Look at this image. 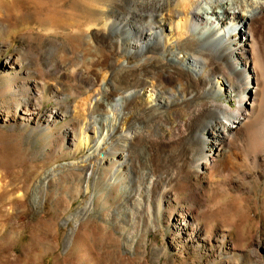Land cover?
Here are the masks:
<instances>
[{"label":"rangeland","instance_id":"1","mask_svg":"<svg viewBox=\"0 0 264 264\" xmlns=\"http://www.w3.org/2000/svg\"><path fill=\"white\" fill-rule=\"evenodd\" d=\"M93 1L0 0V264H264V156L253 162L249 147L264 119V29L261 105L232 137L231 164L196 174L190 141L147 153L130 173L107 149L103 87L113 63L140 56L92 29L106 35L111 20L137 17L121 9L88 23L77 4ZM79 31L88 38L74 42ZM191 90L174 86L180 105L162 117L133 102L121 126H144L142 140L168 137L189 113L181 95Z\"/></svg>","mask_w":264,"mask_h":264},{"label":"bare ground","instance_id":"2","mask_svg":"<svg viewBox=\"0 0 264 264\" xmlns=\"http://www.w3.org/2000/svg\"><path fill=\"white\" fill-rule=\"evenodd\" d=\"M93 2L95 7L77 4L88 23L95 19L103 21L107 13L121 9L137 17L111 20L106 35H99L102 32L98 28L92 29L95 37H117L115 42L123 43V52L140 56L136 65L127 61L113 63L109 81L103 87L102 106L106 107L103 118L109 123L108 138L111 139L106 146L109 153L115 154L113 162L117 169L127 166L126 170L129 167L130 173H134L135 164L150 159L147 153L154 154L160 147L190 141L194 143L195 154L188 164L196 174L201 176L221 164H231L238 150L232 137L253 120L261 105L262 81L257 58L264 54H258L263 46L260 32L264 29V0ZM44 22L59 24L60 19L48 15ZM86 33L74 34V42L80 41L83 34L87 39ZM154 51L160 53V59H150L149 53ZM182 82L192 89L187 97L181 95V103H189L190 109L185 119L177 121L174 133L160 140L143 137L144 142L139 136L144 126H136L137 130L121 126L131 111V104L137 100L146 101L143 111L156 117L164 116L171 106L180 105V98L175 101L177 93L172 90ZM160 84H165L163 89L158 87ZM232 93L236 97L233 107L227 103ZM200 98L206 100L205 104L197 102ZM171 117L168 116L170 123ZM251 154L253 162L263 160L264 155Z\"/></svg>","mask_w":264,"mask_h":264},{"label":"clouds","instance_id":"3","mask_svg":"<svg viewBox=\"0 0 264 264\" xmlns=\"http://www.w3.org/2000/svg\"><path fill=\"white\" fill-rule=\"evenodd\" d=\"M249 147L253 155H264V119H259L249 130Z\"/></svg>","mask_w":264,"mask_h":264}]
</instances>
